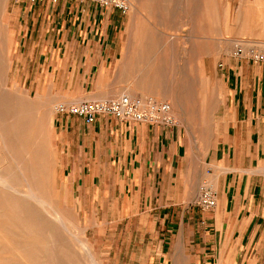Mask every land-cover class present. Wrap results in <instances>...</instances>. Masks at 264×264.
<instances>
[{
	"label": "crops",
	"instance_id": "1",
	"mask_svg": "<svg viewBox=\"0 0 264 264\" xmlns=\"http://www.w3.org/2000/svg\"><path fill=\"white\" fill-rule=\"evenodd\" d=\"M253 1L251 41L264 48V0ZM14 16L12 66L34 70L19 85L50 87L69 103L125 89L139 52L120 10L60 0L18 5ZM202 69L208 92L172 96L173 125L53 113L57 180L106 261L264 264V63L223 47ZM191 102L212 118L209 129L192 125L202 112ZM205 180L216 190L210 210L197 202Z\"/></svg>",
	"mask_w": 264,
	"mask_h": 264
},
{
	"label": "rangeland",
	"instance_id": "2",
	"mask_svg": "<svg viewBox=\"0 0 264 264\" xmlns=\"http://www.w3.org/2000/svg\"><path fill=\"white\" fill-rule=\"evenodd\" d=\"M84 1L87 0H67V7ZM126 1L129 10L124 13L125 25L131 34V46L139 53L132 55L134 59L125 89L117 95L127 92L145 99L166 100L172 107V96H188L191 101L202 99L208 92V78L202 69L204 58L209 53L214 56L223 47L234 53L237 43L245 47L254 45L251 40L258 34L260 13L253 0ZM21 4L29 3L0 0V153L4 160L13 152L14 166L20 164V156L24 153L23 160L29 167L28 173L13 177L18 191L5 190L6 183L0 182V202L9 195H12L11 202L23 200L19 209L25 213L20 218H28L35 226L33 236V232L21 230L10 233L8 228L23 219L10 222L5 216L10 214L12 207L0 209V255L3 254L0 264H29L17 244L33 239L40 242L44 238L50 244L57 239L64 244L68 249L65 259L75 264H124L106 261L98 246L90 242L84 222L66 197L65 187L57 180V150L52 144L51 123L55 104L64 100L50 97V87L18 84L25 81L27 72H34L32 69L17 72L15 65L12 66L16 56L13 19ZM195 103L191 102V110L194 109L191 113L200 115L202 112V116L189 120L197 130H207L212 118L202 111L201 105V109H197L199 103ZM25 178L28 181L25 182ZM14 193H21V196ZM53 236L58 237L54 240ZM58 259L52 257L47 261L53 264Z\"/></svg>",
	"mask_w": 264,
	"mask_h": 264
},
{
	"label": "built area",
	"instance_id": "3",
	"mask_svg": "<svg viewBox=\"0 0 264 264\" xmlns=\"http://www.w3.org/2000/svg\"><path fill=\"white\" fill-rule=\"evenodd\" d=\"M20 3H58L60 0H15ZM103 7H113L126 13L129 3L126 0H91ZM234 54L247 56L254 62L264 63V48L254 45L245 47L234 45ZM171 103L166 100L145 99L140 95L123 92L105 99H84L77 102H58L55 111L60 114L79 115L87 122H93L99 115H112L126 122L147 121L152 124L173 125L176 121L171 114ZM198 205L204 210L213 209L217 204L216 190L207 180L200 186Z\"/></svg>",
	"mask_w": 264,
	"mask_h": 264
},
{
	"label": "bare ground",
	"instance_id": "4",
	"mask_svg": "<svg viewBox=\"0 0 264 264\" xmlns=\"http://www.w3.org/2000/svg\"><path fill=\"white\" fill-rule=\"evenodd\" d=\"M130 3L132 4V2H130ZM165 97H167V96H165ZM50 114H51V110L49 109V115ZM2 151H4V150H2ZM5 151H6V149H5ZM24 152H25V149H24ZM21 154H22V151L20 152V155ZM23 155H24V153L22 154V156H20V159L22 160L19 162L20 164L18 166L17 165L14 166L15 154L13 152L8 153L4 160L1 159L2 155L0 153V182L6 183L5 190H13L12 192H14L15 190L18 191L19 186L18 185L16 187L14 186L13 177L19 173H23V174L28 173V167L29 166H28V163H26V160H23V158L26 157V156L24 157ZM14 167L16 170L14 169ZM24 181L25 182L28 181L27 178H25ZM21 185H22V183H21ZM28 186H29V184H28ZM26 188H27V186H26ZM16 194L21 196V193L20 194L16 193ZM31 195H30V197H31ZM11 197H12V195H9L7 197V199L4 200V202H3L4 204L0 202V209L4 210V209H2V207H4V206L12 207V211H10V214L5 216V218H7L8 221H10V222L14 223L15 221H19L20 219H23V220H21V222L19 224H17V225L14 224L12 227L8 228L7 231H9L10 233H13L14 230H17V231L21 230V231H24L27 233L33 232V230H34L33 228L35 226L34 225L35 223L32 224V222L30 220H27L28 218L27 219L24 217L20 218V216H22L25 213V211H23L22 209L21 210L19 209L23 200L22 201L19 200L18 202H11V201H9V198H11ZM27 197H29V196H27ZM4 198H5V196H4ZM33 235H34V232H33L32 236ZM43 236H44V234H41V238H43ZM29 237H31V236H29ZM57 237L53 236L54 240H56ZM44 239H45V241H44ZM44 239L40 242L34 241V239L32 241L27 240V241H24L22 243H18L16 247L19 248L20 252L22 251L24 254H26V257L28 258L29 264H48L47 259L52 258V257H53V259L59 258L57 261L53 262V264H75L74 261H71L69 259H67V260L65 259V257L67 258V255H68L67 254L68 249L65 247L64 244H62L60 241H58V239L56 241H53L51 244L46 242V238H44ZM4 247L6 248L7 245ZM12 249H13V247H12ZM69 252H70V250H69ZM2 255H0V256H2ZM63 257H64V259H63ZM0 261L2 262L1 259H0Z\"/></svg>",
	"mask_w": 264,
	"mask_h": 264
}]
</instances>
